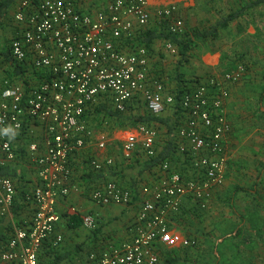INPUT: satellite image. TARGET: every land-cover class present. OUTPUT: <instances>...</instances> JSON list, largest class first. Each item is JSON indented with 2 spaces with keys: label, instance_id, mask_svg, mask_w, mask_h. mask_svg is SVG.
<instances>
[{
  "label": "built area",
  "instance_id": "2783aa9c",
  "mask_svg": "<svg viewBox=\"0 0 264 264\" xmlns=\"http://www.w3.org/2000/svg\"><path fill=\"white\" fill-rule=\"evenodd\" d=\"M93 1L17 0L11 54L36 70L41 82L33 84L24 105L22 84L0 83V168L15 162L12 144L23 129L25 116L30 124L41 127L45 149L35 155L39 145L29 144L38 184L26 201L35 211L29 228L15 231L0 248V264H39L38 254L45 242L52 239L58 245L62 241L54 235L60 221L56 204L71 191H79L70 185L69 159L94 137L84 119L88 110L106 101L124 114L143 102L147 111L160 116L166 107L175 105V93L166 94L164 84L151 75L148 48L136 42L152 17L165 23L168 33L184 34L174 0L153 6L148 0H106L99 7ZM127 43L129 51L124 49ZM166 48L176 53L171 43ZM245 73V66L239 64L219 77L196 80L185 90L180 103L185 119L176 148L183 159V172L168 161L161 163L155 183L142 188L139 211L129 226L131 239L107 243L98 253L88 255V264H159L162 248L189 245L176 222L185 209L205 212L213 193L225 182L226 138L232 131L226 113V84L240 82ZM137 133L142 138L141 151L155 158L156 131L141 125ZM106 143L104 134L96 140L99 149ZM137 144L136 137H129L123 145L126 156ZM111 164L108 159L105 163L92 161L90 166L99 172ZM14 195L11 179L0 177V216L9 212ZM89 197L101 206H127L133 200L131 192L115 182L92 189ZM81 222L87 230L96 228L92 215L83 216Z\"/></svg>",
  "mask_w": 264,
  "mask_h": 264
},
{
  "label": "crops",
  "instance_id": "0c3cea01",
  "mask_svg": "<svg viewBox=\"0 0 264 264\" xmlns=\"http://www.w3.org/2000/svg\"><path fill=\"white\" fill-rule=\"evenodd\" d=\"M148 1L152 6L166 5L168 3V0ZM258 1L260 0H174L178 15L184 23V34L182 36L193 35L188 32L187 27H193L192 30H200L194 31V33L204 32L212 29L228 14L241 11L237 19L228 23L226 27L218 28L216 37L209 36L205 40L194 39L195 47L198 42H205L209 39L217 41L219 32L228 27L234 30L235 37H228L225 39V43L232 44L233 42L231 41L235 38L238 40L237 42L249 39L254 45H264L262 35L258 34L263 29L264 24V2L256 3ZM105 2L106 0H94L93 4L99 7ZM16 4L17 1L9 11L14 12ZM149 30L166 32V24L160 23L156 18L152 17L147 28V31ZM237 30H241V33L238 34ZM16 31L17 28L14 25V34ZM167 42L163 39L154 40L151 48L148 49L151 75L164 84L166 94L175 93L177 87L182 85V82L191 86L188 82L189 78H187L189 76L188 73L184 72L183 76L180 71L184 67L183 64L187 61L181 62L179 60L174 63V56L166 48ZM172 46L176 50L175 55H177L176 46L173 44ZM124 49L125 51L130 50L129 43L124 44ZM215 59L214 56V62L205 64V67H207L205 71H209V74L207 76H205V73L200 74L199 78L206 80L223 74L218 72V60ZM171 70L174 73L173 79H169ZM177 74H179V77H176ZM248 76L245 73L240 82L226 84V89L229 92V98L226 101V113L232 131L226 138L228 166L225 177L228 174L237 175L244 171L243 169L240 170L237 163H235L236 160L243 158L241 157L242 154L246 153V157L249 160L248 163L252 161L249 156L256 155L254 156L255 165L248 166L255 169L256 173L253 190H248L251 197L242 200L241 216L234 217V220L230 219L232 221H235L236 218L239 220L237 228L230 236L236 244H239L238 254H240L241 258L249 261L246 264H264V86H262L261 90L250 92L247 84H243V80L248 78ZM32 77L30 75V78ZM33 81L34 83L36 82L35 79ZM99 106L114 110L111 104L106 101L99 102L98 105L88 110L84 119L90 129L93 124H98V122L101 123L108 119L107 117L105 119L101 118V120L98 119L99 116L96 114L95 109ZM137 106L138 108L132 107L123 114V117L129 118L127 121L132 125L128 124L122 129L112 131L111 134H104L107 140L104 149H99L96 145V140L101 134H96L93 131L94 137L87 139L84 148L73 154L69 159L72 171L70 185L77 186L79 191H71L69 196L58 200L56 211L60 215V221L56 226L54 235L60 236L62 241L58 245L53 244L52 239L46 241L38 254L39 264H88V255L92 252L98 253L107 243L121 244L131 239L132 232L129 226L139 211L142 188L155 183L157 180V169L161 164H154L151 161L152 159L141 151L140 143L142 138L137 133V128L141 125H133L135 117L131 118V116L141 112L147 113V109L143 102L137 104ZM174 112L175 110L161 114L160 117L168 120L170 126H175V130L170 132L166 125L157 122L152 123L151 127L156 131V157L164 151L168 152V162L171 163L173 169L183 172V159L178 155L176 148L179 141L177 133L184 124L185 118L183 119L182 116ZM30 129L33 135H30L29 139L15 136L13 140L16 159L14 163L8 166L13 168L15 172H17L16 168H21V170L19 175L18 172L16 173V178H10L15 188L14 203L7 214L0 216V248L5 247L15 231L29 228L35 211L34 205L26 201V196L38 184L37 166L28 148L29 144L37 143L39 148L35 155H40L45 149V143L39 125H30ZM161 133H165L163 138L162 136L160 137ZM131 136L137 138L138 144L135 147V151L126 156L123 145ZM253 136L256 137L252 138ZM238 141L241 142L239 148L245 146V153L242 152L243 149H240L241 152L239 153L236 152L239 149ZM255 142L257 147L262 148V150L257 149L254 153L251 148ZM108 159L112 160L110 166H106L99 172L92 170L90 166L92 161L105 163ZM106 182H115L122 189L130 191L133 198L132 202L127 206L115 204L101 206L93 203L89 197L91 190ZM217 190L213 193V198ZM254 194L260 197L255 199L252 197ZM86 215H92L95 218L96 228L94 230H87L82 226L81 218ZM73 217L78 218V220ZM184 220L185 216H182L176 223L180 222L183 224ZM232 243L234 244V242ZM179 248L181 247L162 248L160 250L159 264H183L182 260L164 258L169 252L172 250L177 251ZM237 250L238 248H235L234 251L237 253Z\"/></svg>",
  "mask_w": 264,
  "mask_h": 264
},
{
  "label": "rangeland",
  "instance_id": "374dc122",
  "mask_svg": "<svg viewBox=\"0 0 264 264\" xmlns=\"http://www.w3.org/2000/svg\"><path fill=\"white\" fill-rule=\"evenodd\" d=\"M8 13L0 25V47L4 46L5 42H9L14 35L13 11H9ZM192 28L187 27L188 32L194 33V31H200L198 29L192 30ZM237 31L238 34L241 33V30ZM258 34H261L264 39V24L263 29ZM230 36L235 37V32L232 28L228 27L219 32L217 41L209 39L205 42H198L196 47L191 50L189 59L183 64L184 67L180 69L183 76L185 74L184 72L188 73L189 76L187 78H189L188 82L190 85L196 80H202V78H199L201 76L200 74L205 73V76L209 74V71H205V68H207L205 64L214 62L215 56L218 60V72L223 74L231 72L237 65L243 64L246 69V74L249 75L248 78L243 80V84H247L250 92L261 90L264 84V45H254L249 39H243L242 42H237L238 40L235 38V40L233 39L231 41L233 42L232 44L225 43V39ZM171 55L174 56V63L180 60L178 54ZM173 76L174 73L171 70L169 79H173ZM138 106L133 108L136 109ZM170 111H174V107H166L163 114ZM145 114L142 112L140 114L137 113V115L131 116V118ZM128 119V117L118 118L117 120L107 119L104 122L93 124L94 126H91V130L96 134H111L112 131L122 129L128 125ZM164 134L161 133L160 137L162 136L163 138ZM255 137L253 136L252 138ZM240 144L241 142L238 141V148L241 146ZM240 149H243L242 152H244L246 148L242 146L236 152H241ZM257 149L262 150V148L257 147V143L255 142L252 145L251 151L254 150L255 153ZM254 156L256 155L249 156L252 159L251 163H248L249 160L246 157V153L241 155L243 157L242 159L235 161L238 168L244 171L238 172L239 174L237 175L228 174L225 177L226 182L214 194L213 201L209 204L205 212L200 216H196L191 212L186 213L183 225H181V228L178 226L179 228L177 230L189 241V245L188 247H181L177 251L165 255V259L182 260L183 264H246L249 262L247 259H242L240 254H238L240 246L230 236L237 228L239 220L237 218L235 221L230 219L234 220V217L241 216L242 200L251 197L249 196L248 190H253L256 173L255 169L248 166L255 165L256 160ZM16 169L19 175L21 168ZM252 197L256 199L260 196L254 194ZM235 248H238L237 253L234 251Z\"/></svg>",
  "mask_w": 264,
  "mask_h": 264
},
{
  "label": "trees",
  "instance_id": "16d2710c",
  "mask_svg": "<svg viewBox=\"0 0 264 264\" xmlns=\"http://www.w3.org/2000/svg\"><path fill=\"white\" fill-rule=\"evenodd\" d=\"M16 1L17 0H0V25H1V22L4 20L5 16H7L9 10L13 8ZM262 2H264V0H260L256 3H262ZM240 14H241V11L230 13L227 16L223 17L221 21H219L216 24V26H214L212 29L206 30L204 32H195V33H192L193 35H188V36H177V35L168 33L167 31L165 32V31H158V30H149L145 32L146 35L144 34L143 36L139 37L136 40V42H138L139 45H144L146 48L149 49L151 48V45L153 44L154 40L163 39L176 46L181 62L187 61V59L190 56L189 52L193 50V48H195L194 42L196 39L205 40L209 36L216 37L218 28L226 27L228 23L237 19L240 16ZM14 38H15V34L13 35V37L10 39L9 42L7 43L5 42L4 46L0 47V75H2V77H0V83L4 81H8L10 84H16V83L22 84L24 88V92H25V98L23 99V102H22V105H24L25 101L30 96V90L32 89L33 84H35L33 83L34 82L33 80L35 79L36 82H38L41 80L40 79L41 76L37 75L38 72H36V70L34 69L32 70L30 67H27L25 63H19L13 58L11 54V42ZM140 39H141V42H140ZM30 75H32L33 77L30 78ZM176 77H179V74H177ZM189 87H190L189 85H187L186 83L184 84V82H182V85L181 86L179 85L177 87V90L175 91V105H174L175 112L174 113L182 117H183V114H182L180 103H181L182 96L185 90L188 89ZM95 110L99 118L105 119V117H107L108 119L109 118L118 119V118L123 117L122 113H119L115 110H110L108 107H105V106H99ZM23 121H24L23 129L18 133L17 136L22 137L24 139H29V136L33 135V132H31V129H30V125H34V124H30V120L26 116L23 117ZM154 122L166 125V127L168 128L170 132L172 130H175L176 128L173 125L170 126L168 120L163 119L160 116H154L149 111H147V113L143 116L135 117L133 121V125L140 124V125L152 128L151 125ZM13 148H14V145H13ZM14 152L16 154L15 148H14ZM167 153L168 152L164 151L160 153L158 157L153 158L151 161L154 164L155 163L160 164L166 160L168 161ZM0 177L14 179L17 177V174L13 168H10L9 166H5V167L0 168ZM187 212L194 213L196 216H200L202 214V213H199L196 209L188 208V209L183 210V214L181 215V217L186 216ZM73 218L78 220V218L76 217H73ZM181 225L183 224L178 222L177 228H179L178 226H180L181 228ZM171 252H174V250H172Z\"/></svg>",
  "mask_w": 264,
  "mask_h": 264
}]
</instances>
